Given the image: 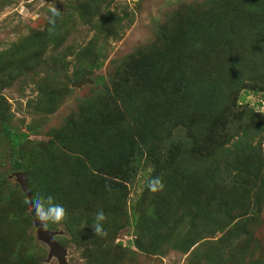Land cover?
Returning <instances> with one entry per match:
<instances>
[{"label":"rangeland","instance_id":"1","mask_svg":"<svg viewBox=\"0 0 264 264\" xmlns=\"http://www.w3.org/2000/svg\"><path fill=\"white\" fill-rule=\"evenodd\" d=\"M229 1L224 0L226 5ZM76 4L90 8V12L96 9L98 14H91L89 23H82L77 19L76 11L71 8ZM213 6L217 5L212 0H0V111L5 110L8 123L13 128L28 133L27 138L17 148L16 154L33 178L35 196L51 195L54 203L62 205L67 211V219L63 223H50L47 228L43 227L53 233V240L62 248L63 264H187V258L215 256L220 250L229 252L232 264H264V192L257 191L259 188L254 183L249 185L248 181L244 187L248 188L246 192L241 187L242 184L229 186L230 189L238 188L242 193L234 196L232 221L219 229L215 224L220 225L221 217L216 222L215 219L212 221L211 209L201 201L197 204L200 212L195 214L197 217H192L190 213L197 210L196 206L182 199L178 183L165 178L166 150L170 145L177 144L183 150L187 147L192 149V146L197 148L201 141L205 147H209L207 138L201 140L203 136L194 134V130L183 124L180 119L168 121L169 116L166 115L163 128L155 131L161 134L156 135L159 141H154V148L162 150L163 153L154 158L153 175L149 182L153 184L156 178H160L163 190L156 192L154 202L151 198L147 200L152 206L151 209L156 210L155 215L159 214L165 221L164 225L170 220L174 228L170 231L169 228L162 229L157 238L150 240V236L142 239L143 247L138 249L133 243L140 240L137 233H134L135 228L124 225L114 234V242H120L121 246L125 247L124 251L115 250L113 255L107 253L101 261L93 250V240L88 237L94 234L96 213L100 210L106 212L107 205H101L93 196H88L79 184L69 180L67 176L74 160L70 147L74 145L76 149L79 144L77 137L82 131V112L87 110L86 104L94 101L95 112L104 115L109 111L108 99L119 100V97L111 96L115 94L113 88H117L120 95L124 93L128 97L135 96V89L138 86H146L154 77L147 72L145 61L150 60L154 54L161 56L165 50L179 55L178 61L172 55L173 67L171 65L168 68H172L173 73H177L179 65L189 68L190 64H196L198 59L200 76L215 79L217 84L229 85L238 72L241 75L252 73V80L248 78L243 81L236 91L238 95L244 93L247 104L244 106L237 103L236 107H246L251 109L253 114H258L256 118L261 117L260 109H264V68L261 70L256 67V63L249 65L246 62L245 58L251 54V47L244 42H238L236 36H213L211 27L219 23ZM52 8L58 10L60 15L53 17ZM228 10L232 16L233 10L229 7ZM109 11H114L113 18L108 16ZM176 11L184 14L178 28L180 32L185 33L184 39L188 38L186 33L192 25L193 38L207 37L209 40L203 43L206 52L192 57V44H197L199 39H194L192 44L182 45L179 43L180 37L166 45L156 37L160 27L168 26L173 18L172 14ZM64 12L71 13L72 18L67 19L63 15ZM50 18L54 19V25L50 23ZM226 18L225 15L220 18L224 30L227 26ZM253 28L252 26L251 29ZM25 40L29 41L27 45H23ZM224 40L227 46L223 50L218 46ZM261 51H264V47ZM126 78L130 84L131 81L135 82V85L132 84L131 89L122 91L119 85ZM76 82L79 84L73 85ZM105 84L112 92L104 100L101 94ZM246 86H255L257 90H263V93H246L242 89ZM173 87V84L169 85L168 90L172 91ZM49 90L55 93L54 102L52 100L49 108L45 110L38 107L43 105L42 102L38 104V99L42 97V92ZM236 92L231 94L232 99L236 97ZM145 96L144 94L134 99L144 101ZM226 114L228 117L227 111ZM89 118L91 123L96 120L94 115ZM69 121L72 122L71 130L75 131L74 135L71 130H67ZM262 123L264 124V120ZM130 124L132 127L141 126V123ZM95 127L97 132L98 125ZM27 128L30 130L27 131ZM135 135V142L139 136H144L146 140V135H149L147 142L152 136L143 134L139 129ZM70 137H73V140ZM254 144L263 155L264 134L255 138ZM140 148L138 153L132 156L124 155L135 159L129 161L128 166L134 167L138 162L144 164L143 157L147 156V153L142 154L144 146ZM123 149L126 150V147L123 146ZM88 154L94 155L90 149ZM47 156L56 167L53 179L55 185H52L54 190L45 193L36 173L43 171L41 163H44ZM10 157L7 139L0 133V264H59L57 257L50 252V246L35 231L32 215L26 199L20 194L14 175L15 172L24 171L11 170ZM112 160L113 164L108 165ZM122 162L125 166L123 157L116 156L106 163L102 161L93 170L106 180H111L106 166L113 169L114 164L120 166ZM249 168L252 171L255 167L251 164ZM59 172L62 175H59ZM139 175L138 172L132 180L123 183L124 189L127 190V208L139 192V184L142 182ZM223 177L226 181L229 180V175L224 174ZM209 182L210 178L203 183ZM212 188H217L218 191L220 183L216 182ZM207 189L208 187L201 191L200 195H206ZM243 192L248 194L246 201ZM256 193H263L259 205L256 206L258 215L247 213L243 226L237 227V221L241 222L245 215L242 214L246 212V202L250 206L251 203L254 204ZM189 221H192L191 225ZM195 227L198 230H195ZM240 228L243 229L244 235L239 231ZM236 231L241 234L236 240L242 248L240 256L237 242L233 239V236L237 237ZM106 232L107 236H112L111 231ZM85 233L91 234L85 237ZM188 239L193 244L183 251L181 242ZM225 239L231 242L226 243ZM110 246L111 250L112 245Z\"/></svg>","mask_w":264,"mask_h":264},{"label":"trees","instance_id":"2","mask_svg":"<svg viewBox=\"0 0 264 264\" xmlns=\"http://www.w3.org/2000/svg\"><path fill=\"white\" fill-rule=\"evenodd\" d=\"M212 1L217 5L213 6V9L217 15V22H219L215 27H211L213 36L216 34L224 37L227 35L229 38L236 36L235 39L238 42H244V44L251 47V54L246 56V62L249 65L256 63V67L263 70L264 51H261V48L264 47V0H230L227 2V5L224 0ZM227 6L233 10L232 16L227 12L229 11ZM71 8L76 11V17L82 23H89L91 14H98V10L94 9L90 12V8H86L80 4H76ZM66 14L67 12H64L63 15L67 19L72 18L71 13ZM114 14V11L108 12L110 18H113ZM172 15L173 18L168 26L164 25L160 27L159 34L156 37L166 45L180 37V44H192L194 39H197L191 36L193 35V26L191 25L188 28L186 33L188 38L184 39L185 33L178 30L183 20L182 15L184 14L176 11ZM224 15L227 17L225 20L227 24L226 31L224 30V24L220 23L223 22L220 18ZM235 20L240 22V24H237L238 22ZM252 26L254 27L253 29H251ZM198 39L196 40L198 41L197 44H192L194 46L192 57L197 56L200 52H206L203 43L209 40L207 37ZM29 41H22L23 45H27ZM224 42L225 40L221 42L222 44L218 48H223L224 50L227 46ZM162 52L164 54H161V56L154 54L150 60L145 61L144 65L148 68L147 72L154 77L146 86H138L135 89L137 92L134 93L135 96L128 97L124 93L120 95L117 88H113L112 91L115 94L111 96L119 97V100L116 101L115 98L108 99L107 106L109 111L104 115L95 112L93 107L94 101L86 104L87 110L82 112V131L80 132V136L77 137V143L79 142V144L78 146L76 145V149L74 145H72V148L70 147L74 153V160L71 170L67 173L69 180L79 184L82 191L88 196H93L94 200L100 202L101 205L102 203L104 206L107 205L106 212H104L107 220L102 222V226L104 230L111 231L112 236L101 237L94 233L88 237L93 240V250L97 252L96 254L101 261L107 253L113 255L115 250L124 251L123 248L125 247H122L120 242H114L115 232L124 225H130L135 228L134 233H137L140 240H135L133 243H135L138 249L143 247L141 243L142 239L150 236V240L157 238L162 229L169 228L170 231L174 228V224L170 220L167 225H164L165 221H163L162 217H159V214L155 215L154 212L156 210H152L150 202H147L149 198L154 202L157 192L150 190L149 178L153 175L152 169L154 165L152 164L154 158L160 157L163 153L162 150L154 148V141H159L156 135L161 133L155 131L163 128V119L166 115L169 116L168 121H178L180 119L183 124L194 130V134L203 136L201 140L207 138L209 145L207 148L200 141L197 148L192 146V149L187 147L183 150L177 144H173L166 150L165 178L178 183L181 187L180 195L182 199H186L189 204L196 206L197 210L195 212L190 213L189 211L192 217H197L195 214L200 212L197 204L201 201L204 206L207 205L211 209L210 215L212 216V221L215 219L216 222L221 217L220 225L218 223L215 224L220 229V227L232 221L234 216L231 211L235 208V203H233L235 201L234 196L240 193L238 188L230 189L231 187L229 186L242 184L241 187L246 192L248 188L244 187L247 186L249 181V185L254 183L259 188L257 191L264 192V154H260L254 144L255 138L264 134V124L262 123V120H264V109H260L259 115L261 117L258 119L256 118L258 114H253L251 109L236 107L237 103L244 106L247 104V100H244V93L238 95L236 91L241 87L243 81L248 78L252 80V73L241 75L238 72L230 80L229 85L217 84L215 79L200 76L199 59L197 60V65L191 63L189 68L186 65H179L177 73H173L172 68H168L171 65L173 67L172 55L176 61H178L179 55L168 50ZM100 79L102 80V77ZM131 82L135 85V82ZM132 84L126 78L122 80L119 86L122 87L123 91V89H131ZM172 84L174 85L173 90L169 91V85ZM104 86V91L103 93L101 91V95L104 96L105 100L106 96L112 91L109 90L107 84ZM242 89L246 93L250 91L253 95L260 91L255 86H246ZM235 92L236 97L232 99L230 96ZM262 93L263 90L258 94ZM54 94L50 90L42 92V97L38 99V104L42 102L43 105H38V107L47 110L52 103ZM144 94L146 95L144 101L134 99V97L144 96ZM230 103H234V105H230ZM233 106L238 108V110H234ZM226 111L228 112V117ZM90 115L96 117L95 122L91 123ZM7 116L5 110L0 111V133L7 139L11 152L9 159L11 170H23L25 172L27 189L33 199L35 197L32 186L33 178L30 176L28 170L23 167L20 157L16 154L17 148L27 138L28 133L13 128L8 123L9 119ZM133 122L137 124L141 123V126L133 125L134 127H132L130 123ZM68 123L66 127L68 132H70L72 122L69 121ZM97 125V132H95V126ZM138 129L143 134H152L151 139L147 142L149 135H146V140L144 136H139L137 140L139 143L135 142V134ZM29 130L27 128V131ZM72 131L71 133L74 135L75 131ZM70 138L73 140V137ZM123 146L126 147V150L123 149ZM140 146H144L142 154L147 153V156L143 157L142 162L144 164L138 162L134 167L128 166L129 161L135 159L133 157H124V155L132 156L134 153H138L141 149ZM89 149L93 151L94 155L89 156ZM120 155L126 161L125 166H123L122 162L120 166L119 164H114V168L111 169L108 165H112L114 160L110 161L106 166L111 180H106L94 172L93 169L99 163L101 164L102 161L106 163V161L108 162ZM88 156L89 159H87ZM52 163L51 158L47 156L44 163H41L44 167L43 171L40 170V173H36L39 175L40 184L45 193L54 190V186L52 185H55L53 179L56 166L52 165ZM251 164L255 167L252 171L249 168ZM138 172L140 173V179H142V182L139 184L140 189L136 193L134 200L130 203L129 208H127L125 205L127 190L124 189L123 183L130 181V179L132 180ZM224 174L229 175L228 181L223 177ZM59 175L62 174L59 172ZM208 178H210L211 182L204 184L203 182L207 181ZM216 182L220 183L218 191L217 188H212ZM206 187H208L206 195L201 196V191ZM20 194L26 199L22 191ZM106 194L110 196L108 197ZM260 194L256 193L258 198L255 197L253 200L254 204L251 203V206L247 205L246 202V212L242 214L245 215L241 222L237 221V227L243 226V221L247 219V213L258 215V208L256 206L259 205L263 197V193ZM243 195L246 201L248 194L243 192ZM105 199L107 201H104ZM189 222L191 225L192 221ZM195 230L198 229L195 227ZM242 230L241 228L239 229L241 234L244 235ZM239 231H236V238L233 236L235 241L241 236ZM90 234L85 233V237ZM73 240L76 239L73 238ZM225 242L230 243L231 241L225 239ZM236 242L238 255L240 256L242 248L239 241ZM181 243L180 247L183 251L193 244L189 239ZM110 244L112 245L111 250L109 249L111 247ZM223 251L220 250L218 253L214 251L217 253L215 256L205 255L198 256V258H187L186 262L187 264H232L229 252L225 253Z\"/></svg>","mask_w":264,"mask_h":264},{"label":"clouds","instance_id":"3","mask_svg":"<svg viewBox=\"0 0 264 264\" xmlns=\"http://www.w3.org/2000/svg\"><path fill=\"white\" fill-rule=\"evenodd\" d=\"M53 17L59 16L60 13L55 8L51 9ZM50 23L54 25V19L50 18ZM52 29H50L51 31ZM150 190L162 191L163 190V182L160 178H156L153 184L149 185ZM31 204L32 210L34 212V218L38 220L44 228H47L49 224H61L67 219V211L66 209L59 204L54 203V198L49 195L44 197L42 195L37 194L32 200L29 201ZM107 220V216L100 210L96 213L95 223L93 225V231L96 235L101 237L107 236V232L104 230L102 226V222Z\"/></svg>","mask_w":264,"mask_h":264},{"label":"water","instance_id":"4","mask_svg":"<svg viewBox=\"0 0 264 264\" xmlns=\"http://www.w3.org/2000/svg\"><path fill=\"white\" fill-rule=\"evenodd\" d=\"M78 84L79 82L73 83V85H78ZM14 175L16 177L15 179L18 182L21 191L26 196L29 211L30 214L32 215L34 227L37 235L43 238V240H45V242L50 246V252H52L57 257L59 264H63L64 262L62 259V248L53 240L52 238L53 233L48 229H44L41 223L34 218V212L32 210L31 204L29 203V201L32 200V197L27 189L26 176L24 172L18 171L15 172Z\"/></svg>","mask_w":264,"mask_h":264}]
</instances>
